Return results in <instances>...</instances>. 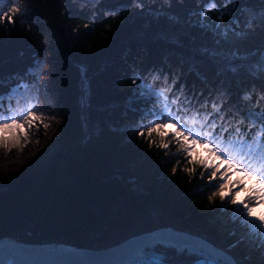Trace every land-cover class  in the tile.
I'll use <instances>...</instances> for the list:
<instances>
[{"label":"trees","instance_id":"16d2710c","mask_svg":"<svg viewBox=\"0 0 264 264\" xmlns=\"http://www.w3.org/2000/svg\"><path fill=\"white\" fill-rule=\"evenodd\" d=\"M26 6V22L17 19L14 27L0 26V79L4 80L0 90L7 92L25 81L36 83L34 71L23 79L15 74L47 64L49 72L45 73L50 74L57 95V137L62 145L43 172L42 168L29 173L0 170V236L91 247L94 234L112 228L122 218L147 216L152 204H168L193 220L216 212L218 204L208 201L205 187L196 190L203 181L190 184L187 175H171L172 165L163 163L166 158L158 149L140 144L131 130L122 127L136 123L131 119L135 113L123 105L128 100L134 104L129 77L141 69L161 64L176 71L188 67L184 77L189 87H205L190 72L184 54L196 58L197 71L210 81L208 86L217 84L215 66L190 49L191 35L200 34L199 29L178 36L177 42L133 38L120 43L132 29L152 28L145 23L146 10L127 7V0H108L94 15L89 14L91 7L77 4L76 13L65 16L60 0H31ZM121 7L127 11H119ZM142 7L168 10L185 21L196 6L175 4L169 9L166 0H143ZM35 94L29 100L39 103L41 97ZM81 95L83 111L93 127L84 136Z\"/></svg>","mask_w":264,"mask_h":264},{"label":"snow or ice","instance_id":"6c2138e0","mask_svg":"<svg viewBox=\"0 0 264 264\" xmlns=\"http://www.w3.org/2000/svg\"><path fill=\"white\" fill-rule=\"evenodd\" d=\"M27 3L31 0H0V26L14 27L17 19L26 22ZM107 3L72 0L71 5L91 7L89 14L94 15ZM166 3L169 9L175 4L196 6L189 10L186 22L209 38L197 54L215 66L217 84L208 86L210 81L197 71L195 57L185 63L205 87H189L183 71L166 64L141 69L129 77L134 101L129 110L137 123L122 127L131 130L140 144L161 150L166 158L163 163L172 165L171 175H187L190 184L202 180L196 190L211 189L208 201L218 200L221 210L231 213V235L236 239L229 248L243 244L245 252L237 260L220 250L226 257L220 264H264V208L254 211L264 205V51L247 47L251 37L264 32V0ZM134 6L142 8L143 0H127V7ZM108 11L118 14L115 9ZM152 15L172 24L181 22L174 13L154 11ZM84 27L90 29L87 24ZM41 66L32 65L15 75L31 77L33 69ZM3 85L0 79V88ZM39 87L38 83H17L7 92L0 90V149L5 159L13 150L23 154L41 128L47 136L53 122L60 123L57 115H45L30 102L29 96L39 92ZM34 142L41 143L39 139Z\"/></svg>","mask_w":264,"mask_h":264},{"label":"rangeland","instance_id":"374dc122","mask_svg":"<svg viewBox=\"0 0 264 264\" xmlns=\"http://www.w3.org/2000/svg\"><path fill=\"white\" fill-rule=\"evenodd\" d=\"M63 8H64V15H74L77 10V6L72 7L71 3L72 0H60ZM146 1V0H145ZM139 8V7H138ZM146 10V14L148 15L146 17V25L148 23L152 25V28L150 30L149 34L153 35H158V36H165L166 41H173L177 42L178 36L185 34H188L189 30H192L194 27H191L185 20L182 21L178 24H172L170 22H166L162 19L155 18L153 17L152 13L154 11L158 12H169L168 10H149L146 7L139 8V10ZM169 14H171L169 12ZM141 30L144 31L142 28H136L130 30L129 34L126 35L123 39L122 42L120 43H126L127 41L133 40L134 37H137L139 35L141 36H146V33L140 34ZM66 36V33L64 34ZM192 39H190V49L192 52L197 53V49L204 45L205 43L209 42V38L203 36L201 33L200 34H195L194 37L191 35ZM145 38V37H143ZM254 48H260L262 51H264V47H254ZM253 49V48H252ZM182 57L188 61L190 57H187L186 55L182 54ZM43 66H41L38 69H34V74L36 76V83L40 85L39 87V92L35 94L38 98H40L39 103H36L37 100L35 101L34 99L31 101V103L35 106L40 111H43L45 115L52 116V115H57L58 118V105L56 101V92L54 91L52 87V80L50 79V74H46L45 72L48 71V66L45 63H42ZM39 66V65H38ZM176 71V70H174ZM188 72V67H185L183 73L186 74ZM214 77L211 75V78ZM187 79V78H186ZM24 81V80H23ZM188 83L190 82L187 79ZM24 83H28L29 85L32 84V82L25 81ZM85 80H83L82 87H84ZM49 93V95H46L44 93ZM35 98V96H34ZM37 98V99H38ZM34 102V103H33ZM84 105H85V98L83 95L80 96L79 98V106L81 109V115L84 120V130H83V135L85 134H91L93 132V127L90 125L88 122V119L84 113L82 112V109L84 110ZM133 104L127 101V103L123 106L127 107V110L130 111V106ZM26 106V105H25ZM131 112V111H130ZM133 113V112H131ZM87 121H85V118ZM59 119V118H58ZM60 120V119H59ZM135 120V119H134ZM137 123V120H135ZM89 124L88 126H86ZM59 124H56L53 122L52 128L48 130L47 136H45L43 128L40 129V134L34 136L33 143L30 144L26 149V151H31L34 147H40L45 139L52 138L54 141V146L52 151L44 158H35V159H28L25 161H19V162H9V163H2L3 159H5V153L2 149H0V170L6 171L8 169L11 170H23V172L29 173L38 169H43L44 164L46 161L51 158L53 153L62 145V142L59 140L57 137V126ZM39 139L41 143L39 145L35 144V140ZM155 148V147H154ZM156 149V148H155ZM25 151V150H24ZM160 153L163 155V152L159 150ZM21 153L18 150H13V152L8 156V157H16L20 155ZM42 159V160H41ZM174 159V158H173ZM16 171V170H15ZM235 178V177H233ZM202 181V180H201ZM200 182V181H198ZM196 183V182H195ZM207 195H210L211 189L205 187ZM241 196H243V193H241ZM218 204V208L216 212H212V214L208 217H205L200 220H193L189 218L187 215H181L178 214L175 208L171 207L168 204H152L147 207L146 214L147 216L144 217H130V218H122L120 219V223L117 225H113L112 228L110 229H105L103 232H100L98 234H94L93 238L95 239L92 244L94 246L88 247V248H94V249H99L106 247L112 243H114L116 240H119L123 235L125 234H130V233H139L143 232L146 230H150L153 228H158V227H163V226H171L173 228H180V229H188L197 232L201 236H203L209 243L212 245L222 248L223 250L227 251L228 253L231 254L234 258L237 260L241 259V257L244 255L245 252V246L241 244L238 248L231 249L229 246L233 243V241L236 239V237L231 235V231L233 229V224L231 221V213L228 211H222L220 208V202L216 201ZM229 206H226V208ZM260 207H264V205H261ZM258 209V208H257ZM260 210H258L259 212ZM11 236V235H9ZM1 237V236H0ZM14 237V236H13ZM85 247V246H81ZM153 247V246H152ZM176 251L173 253L175 254V258L169 260L170 262H175V261H186L188 256L194 255L190 251L184 252L182 248L176 247ZM171 254L174 256V254ZM179 256H177V255ZM162 258V256H161ZM191 258V257H190ZM167 259V258H166ZM164 264V263H162Z\"/></svg>","mask_w":264,"mask_h":264},{"label":"bare ground","instance_id":"6f19581e","mask_svg":"<svg viewBox=\"0 0 264 264\" xmlns=\"http://www.w3.org/2000/svg\"><path fill=\"white\" fill-rule=\"evenodd\" d=\"M139 29V28H138ZM136 30V29H135ZM165 37V36H163ZM162 36H154L151 38H160L164 39ZM247 47L252 49L254 47H264V32H261L259 35L251 37L247 42ZM49 95V93H44ZM54 141L52 138L45 139L44 143L40 147H34L31 151H25L23 154H20L16 157H8L7 159H3L2 163L6 164L9 162H19L25 161L28 159L35 158H44L46 157L53 149ZM42 160V159H41ZM264 207H259L254 211L258 212ZM193 234V235H192ZM192 234H176L170 231H163L161 233H155L149 237H144L142 240L133 243V246L139 247L140 245H145V249L140 248L137 250V253L141 257L135 258H148L155 259L154 252L161 253V257L158 258V262H154L152 264H167L169 260L174 259L176 256L173 253L176 250L173 249L176 247L182 248L184 252L191 251V248H196V246L202 247L204 252H207L213 256L217 261H221L226 259L224 253L220 251L221 249L212 246L207 240L198 234L197 232H192ZM199 237V239H197ZM140 244V245H139ZM153 246V247H152ZM51 249V248H50ZM47 250H21L13 245L11 246H3L0 247V264H56L57 255L60 254L61 251H52V253ZM197 250V249H196ZM151 253H150V252ZM177 252V251H176ZM48 253V254H47ZM63 253V252H62ZM174 254L171 255V254ZM192 253V252H191ZM53 254L56 257H53ZM177 255V254H176ZM180 255V254H179ZM177 255V256H179ZM231 255V254H229ZM193 257L188 256V258ZM85 258V257H84ZM117 257H113L110 261L107 260L104 264H120L121 260L116 259ZM167 258V259H166ZM82 256L71 253L65 258V261H62L61 264H83ZM82 260V261H81ZM160 260V261H159ZM184 261V260H183ZM173 264L172 262H170Z\"/></svg>","mask_w":264,"mask_h":264},{"label":"water","instance_id":"95a60500","mask_svg":"<svg viewBox=\"0 0 264 264\" xmlns=\"http://www.w3.org/2000/svg\"><path fill=\"white\" fill-rule=\"evenodd\" d=\"M82 112H83V109H82ZM83 116L85 118V115ZM85 121H87L86 118H85ZM49 160L50 158L44 164L42 172L45 170L47 164L49 163ZM163 231H170L176 234H187V235H190L192 234V232H195V231L188 230V229H180V228H173L171 226H163V227L153 228V229L146 230V231L139 232V233L125 234L119 240H116L114 243L106 247L99 248V249L76 246L74 244H69V243L56 241V240L49 241V242H42V243H32V242H26V241L19 240L13 236L4 235L0 237V247H3V246L7 247L8 245L9 246L13 245L17 248H20L21 250H31L32 252L34 250H47L49 252L50 248H51L50 249L51 253L52 251H57V252L61 251V253L60 254L58 253L57 255L56 264H61V262L65 261V258H67V256L70 255L71 253L73 254L75 253L77 255L82 256L83 261L82 260L81 261L83 262V264H104V262L109 259L111 261L113 257L114 258L117 257L116 259L121 260L120 264H144V263H141V261L135 257H137L138 255L137 250L139 249V247L145 249L146 248L145 245L139 244L140 246L137 247L138 245L133 246V243L139 240H142V238L144 237H149L155 233L158 234ZM197 239H199V237ZM173 249L175 250L176 248L173 247ZM196 249L201 253L204 252L203 248L199 246H196V248H191L192 251H195ZM154 256H157V255L154 254ZM53 257H56V256L53 254ZM158 257H161L160 254L158 255ZM146 260H148V258H146L144 261ZM151 261L154 262L153 260ZM16 264H20V263H16ZM147 264H152V263L149 262Z\"/></svg>","mask_w":264,"mask_h":264}]
</instances>
